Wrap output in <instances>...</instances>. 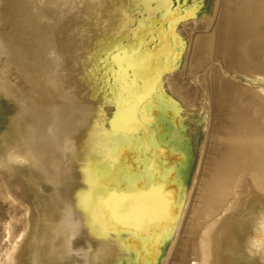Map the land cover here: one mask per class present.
<instances>
[{
    "label": "rangeland",
    "instance_id": "obj_1",
    "mask_svg": "<svg viewBox=\"0 0 264 264\" xmlns=\"http://www.w3.org/2000/svg\"><path fill=\"white\" fill-rule=\"evenodd\" d=\"M240 1L0 0L1 262L13 239L12 264H201L199 226L187 228L207 222L193 201L211 121L226 97L242 104L221 84L264 103V47L251 46L264 18ZM161 146L176 157L158 187ZM236 193L207 264H264V192L244 171ZM121 201L140 229L112 219Z\"/></svg>",
    "mask_w": 264,
    "mask_h": 264
},
{
    "label": "bare ground",
    "instance_id": "obj_2",
    "mask_svg": "<svg viewBox=\"0 0 264 264\" xmlns=\"http://www.w3.org/2000/svg\"><path fill=\"white\" fill-rule=\"evenodd\" d=\"M257 3L260 7L259 14H260V18L262 19V18H264V0H258ZM227 4H229V3H227ZM259 7H257V8H259ZM242 14H245V13H242ZM249 18H250L249 21H251L252 18H253V20L259 19L258 16H256L255 19H254V17H252V18L249 17ZM249 21H247V22H249ZM255 24H256V22H255ZM259 24H261V23H259ZM257 25H258V23H257ZM252 36L255 37L254 35H252ZM12 39H13V37H12ZM254 39L255 40H253V42L251 44L252 47H254V48L255 47H258V48L264 47V43L262 41H261L262 43L260 44L259 40H258V42L256 41L257 40L256 37ZM262 39H263V37H262ZM11 42H12V40H11ZM167 50H169V49H167ZM164 53H166V52L164 51ZM17 56H18V54H17ZM250 59H252V58H250ZM240 60H242V59H238V61H240ZM247 60L249 61V58ZM247 60H245V61H247ZM250 63L252 65L249 66L248 70L249 71H256L255 60H252V62H250ZM262 68H264V66ZM247 73H249V72H247ZM251 73L253 74V72H251ZM221 85L223 88H225L229 92V94L232 97L233 96L238 97L242 101V104L240 103V105L237 106L235 103H233V101L229 97H226L225 105L221 106L219 108L218 114L215 115L213 117L214 120L211 121V126H210V130L208 133V135H209L208 140H209V142H211V147L214 149L211 152L213 153L214 151H217V153L212 154L210 152L209 154L206 155V158H205L204 164H202V167L206 171L208 176L206 178H203L202 176H200V180L198 183L199 187H197L198 190H196V196H195L194 201H193V205H194L195 209H197L198 207H201V208L204 207L205 208V210H206L205 215H207V222L205 223V225L202 226V222L200 225H197L198 221L193 220V221H190L189 226L187 228L188 232H189V228H191L190 233H192L193 230L196 231L197 227L199 226L198 227V233L197 232L196 233H197V237H198L199 253L201 255V261H202L201 264H207L206 256L208 255L209 250H210L208 239L212 233V230L215 229V227H214L215 224L216 223L218 224L217 221L220 219L221 214L223 215L228 209H230V207L234 204V202H236L237 197L240 196V193H236V187L238 186L239 176L242 175L244 173V171H248L251 175L253 183L260 190H262L264 192V103L255 102V96L256 95L251 94L252 91L247 92L248 94H245V96H242L241 92L239 93L240 89L238 87H235L234 85L227 86L228 84H223V83ZM235 85H237V84H235ZM222 92H223V89L219 88L218 94L216 96L214 95L211 103H213V102L216 103L218 100L216 98H218ZM245 93H246V91H245ZM225 95H226V93H225ZM257 119L262 123L261 125H259L257 123ZM208 135H206V136L208 137ZM146 139H147L146 142L148 143L146 151L149 153V152H151V148L153 146L152 142L154 140L152 138V133H149V136L146 137ZM161 149H162V152H161L160 158H164V156L166 155V157L164 158L165 159L164 161L163 160H160V161L155 160V162H154V160L151 159V157L149 158L150 164L152 166L151 170H150V177H151L150 180L157 183V185H159L158 187H160V185H167L168 184L170 179H169L168 175H164L162 173V170L164 168H166L167 165L171 168H172V166L174 167L175 161H171V159L176 157L174 155L176 153L170 154L167 152V150H166L167 147L161 146ZM166 159H167V161H166ZM170 171H171L170 174H172L173 171L172 170H170ZM10 174H12V173H10ZM170 177H172V176L170 175ZM162 187H165V186H162ZM175 191H176V189H175ZM168 192L169 191L167 190V193ZM174 193H172V194L174 195ZM195 199H197V202L195 201ZM33 210H34L33 205L31 203H29V207L27 208V214L25 217L27 218L28 216H32ZM25 213H26V211H25ZM223 224H225V222ZM27 226H29V224ZM222 227H224V225ZM219 229H222V228H219ZM223 230H224V228H223ZM219 232H218V234H219ZM112 239H116L117 243L120 244L121 248L123 246L124 247L123 249L126 251L131 247V244H130L131 239L115 238V237H113ZM112 239H109L108 242H110V240H112ZM181 239H183V238H181ZM185 240H187V239H185ZM12 242H13V239L11 242H7L8 246L5 247L6 248V257L3 259L4 262L0 261V264H12V261H14V259L12 260L13 252L11 253ZM172 243H174V241ZM172 243H171V245H172ZM177 243H176V245H174V253L177 250H179L180 252H183L184 255L186 256V252H185L186 248L183 246L184 241H183L181 247ZM169 245H170V243H169ZM23 246H24V244H23ZM105 251H107V250H105ZM134 255H136V254H134ZM104 258H106V257H104ZM172 258L174 259L175 257L173 256ZM106 260H108V258H106ZM170 264H182V263L181 262H175L174 263V262L170 261ZM193 264H195V263L193 262Z\"/></svg>",
    "mask_w": 264,
    "mask_h": 264
},
{
    "label": "snow or ice",
    "instance_id": "obj_3",
    "mask_svg": "<svg viewBox=\"0 0 264 264\" xmlns=\"http://www.w3.org/2000/svg\"><path fill=\"white\" fill-rule=\"evenodd\" d=\"M190 14V13H189ZM108 213L112 216V219L121 224L125 228H137L140 229L142 221L136 216L130 215L126 212V205L123 201L116 203L114 206L108 207Z\"/></svg>",
    "mask_w": 264,
    "mask_h": 264
}]
</instances>
